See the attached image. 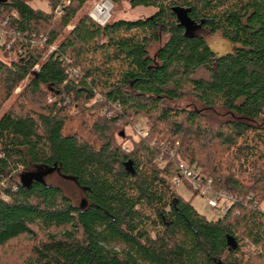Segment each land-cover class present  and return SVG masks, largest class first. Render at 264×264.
Masks as SVG:
<instances>
[{
	"label": "trees",
	"instance_id": "16d2710c",
	"mask_svg": "<svg viewBox=\"0 0 264 264\" xmlns=\"http://www.w3.org/2000/svg\"><path fill=\"white\" fill-rule=\"evenodd\" d=\"M87 1L0 0V249L27 242L14 264H264V0H128L155 12L105 24ZM183 162L215 216L178 193Z\"/></svg>",
	"mask_w": 264,
	"mask_h": 264
},
{
	"label": "rangeland",
	"instance_id": "374dc122",
	"mask_svg": "<svg viewBox=\"0 0 264 264\" xmlns=\"http://www.w3.org/2000/svg\"><path fill=\"white\" fill-rule=\"evenodd\" d=\"M101 0H89L86 2L84 6V10L86 9L88 12H91L93 7L98 4ZM110 1V0H109ZM32 5L34 6H41L42 8H46V2H33ZM155 12V9L152 7H136L133 8L130 6L128 0H121L120 3L113 7V4L111 6L110 13L116 17V18H125V19H137V18H144L152 15ZM196 28H190L188 29V32H194ZM3 34L2 30L0 29V36ZM207 41L211 47V49L217 53L224 54L226 52H229L232 50V45L229 43L226 39L222 37L220 33H205ZM198 76L208 77L209 72L205 68H201L197 72ZM21 88L17 89L16 93L20 92ZM10 102H7L5 106L3 107V110L6 109ZM182 105H187L186 101L181 102ZM139 125L146 129V125L143 121H140ZM127 134H130L134 137H136V133L134 131V128L132 126H128L126 128ZM125 146H129V142L124 143ZM50 182L61 184L63 188L65 189L66 193L69 195L78 194L74 187L70 184H67L58 178H50ZM176 189L178 193L184 197L187 200H191L192 204L197 208V210L206 215L208 218H211L218 214L217 210L214 208H211L208 205V199L214 198V195L207 194L202 195L201 193L194 195L192 194L191 190L184 184V182H180ZM79 199H77L78 201ZM221 202V201H220ZM262 207H264V203L262 204ZM27 242L23 240V238H20L18 240L11 241L6 246L2 247L0 249V264H14V262L17 259H23L24 254H26V247Z\"/></svg>",
	"mask_w": 264,
	"mask_h": 264
},
{
	"label": "built area",
	"instance_id": "2783aa9c",
	"mask_svg": "<svg viewBox=\"0 0 264 264\" xmlns=\"http://www.w3.org/2000/svg\"><path fill=\"white\" fill-rule=\"evenodd\" d=\"M112 3L109 0H101L98 4H96L93 9L90 12V16L99 22L100 24H105L108 19L111 16L110 10H111ZM137 135H144L146 132L142 130L140 127L136 126L135 128ZM179 177H173L171 179L172 182L180 183L181 182V176L190 180H193L196 182V171L194 168H192L190 165H187L186 163H180L179 164ZM200 192L202 195H207L208 193H211L210 189V180L206 181L205 184L199 186ZM220 200L216 199L215 197L208 199V205L217 208L220 205Z\"/></svg>",
	"mask_w": 264,
	"mask_h": 264
},
{
	"label": "water",
	"instance_id": "95a60500",
	"mask_svg": "<svg viewBox=\"0 0 264 264\" xmlns=\"http://www.w3.org/2000/svg\"><path fill=\"white\" fill-rule=\"evenodd\" d=\"M180 20H181V23L184 22V18H181ZM84 205H85V203H82V206H84Z\"/></svg>",
	"mask_w": 264,
	"mask_h": 264
}]
</instances>
